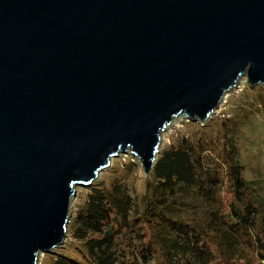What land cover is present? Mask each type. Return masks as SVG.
Segmentation results:
<instances>
[{
  "label": "water",
  "instance_id": "1",
  "mask_svg": "<svg viewBox=\"0 0 264 264\" xmlns=\"http://www.w3.org/2000/svg\"><path fill=\"white\" fill-rule=\"evenodd\" d=\"M264 85V0H0V264L61 246L78 186L180 115Z\"/></svg>",
  "mask_w": 264,
  "mask_h": 264
},
{
  "label": "trees",
  "instance_id": "2",
  "mask_svg": "<svg viewBox=\"0 0 264 264\" xmlns=\"http://www.w3.org/2000/svg\"><path fill=\"white\" fill-rule=\"evenodd\" d=\"M235 126L215 120L178 137L140 196L135 156L112 167L70 218L71 254L60 250L46 264H264V195L244 176Z\"/></svg>",
  "mask_w": 264,
  "mask_h": 264
},
{
  "label": "rangeland",
  "instance_id": "3",
  "mask_svg": "<svg viewBox=\"0 0 264 264\" xmlns=\"http://www.w3.org/2000/svg\"><path fill=\"white\" fill-rule=\"evenodd\" d=\"M229 118L236 123L238 128V144L240 147L239 159L244 166V176L249 180H259L261 191L264 195V85H251L246 76H241L238 83L226 92L219 106L212 112L207 120H194L188 118L186 115L177 116L162 132L161 145L156 159L162 150L178 137L191 134L197 135L202 133L203 129L200 128H202L205 123ZM216 130L217 129L213 128V131ZM131 154L129 150L126 153H119L117 156L113 157L110 165L100 171L95 181L109 180L111 168L124 162H129L132 156ZM134 156L139 164V171L134 182L136 186L135 192L140 196L146 190V181L150 177L153 168L150 172L146 173L142 160L136 155ZM86 187L87 186H78L76 188V194L71 198V216L73 212L77 210V207L82 204L86 196ZM225 197L230 199L229 194H226ZM65 242H67L68 245H77V241L67 236L66 241H64L61 246L50 252L40 253L37 264H46L48 255L55 254L56 252L67 251V254H71L69 250H72V248L65 246L67 244Z\"/></svg>",
  "mask_w": 264,
  "mask_h": 264
}]
</instances>
